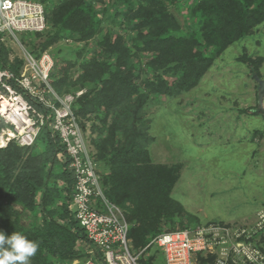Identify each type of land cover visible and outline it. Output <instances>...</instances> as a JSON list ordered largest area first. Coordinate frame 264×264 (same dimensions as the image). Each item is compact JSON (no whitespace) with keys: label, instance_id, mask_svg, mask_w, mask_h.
I'll use <instances>...</instances> for the list:
<instances>
[{"label":"trees","instance_id":"16d2710c","mask_svg":"<svg viewBox=\"0 0 264 264\" xmlns=\"http://www.w3.org/2000/svg\"><path fill=\"white\" fill-rule=\"evenodd\" d=\"M180 1L114 0L106 6L105 0H43L55 5L51 11L45 6L48 29L36 34L43 41L27 50L39 58L65 41L82 45L75 55L77 63L66 60L61 78L51 87L59 97L73 96L70 109L83 131L84 122H91V154L102 192L122 210L135 253L164 227L174 231L178 224L180 230H194L216 224L193 225L192 217H187L192 228L182 223L185 212L171 197L181 169L155 164L148 149L149 101L155 95L194 89L230 46L264 23V0H182L187 3L186 14L178 12L182 16L173 12ZM188 21L193 24L188 26ZM61 51L52 53L53 58ZM8 52L5 47L0 50V69L19 74L23 62L15 58L11 63ZM236 61L260 80L259 58L244 54ZM80 90L84 93L77 97ZM25 98L37 112L52 113L37 100ZM256 109L264 112V100L250 110ZM3 127L0 121V132ZM70 162L58 134L47 124L31 147L10 142L0 148V230L6 235L20 232L38 242L31 264H83L88 259L89 242L69 210L75 187ZM160 253L156 246L148 248L139 264L146 258L150 264L156 262ZM197 260L208 264L213 258L198 254Z\"/></svg>","mask_w":264,"mask_h":264},{"label":"rangeland","instance_id":"374dc122","mask_svg":"<svg viewBox=\"0 0 264 264\" xmlns=\"http://www.w3.org/2000/svg\"><path fill=\"white\" fill-rule=\"evenodd\" d=\"M30 1L42 3L48 11L55 6L49 2L45 5L43 0ZM113 1L105 0V5H112ZM186 4L181 0L180 8L174 7L173 12L186 14ZM2 37L12 58L22 57L24 49L43 41L34 33H16L20 46L9 35ZM81 46L65 41L56 45V50L53 47L47 51L56 65L51 82L61 78L66 60L77 63L75 55ZM58 49L62 51L54 59L52 53ZM244 54L260 59V80L236 61ZM76 70L71 69L72 79L77 77ZM262 100L264 23L250 37L230 46L191 91L152 96L145 109L148 149L155 164L177 165L181 169L171 197L182 206L185 215L181 221L185 225L191 227L187 217L193 218V225L200 226L211 222L254 225L260 221L259 215H264V112L250 110L260 106ZM241 110L250 111L241 113ZM84 124L83 135L93 150L90 141L95 134L91 122ZM167 228L163 232H172ZM176 230H180L178 224ZM256 240L263 248L264 232ZM144 260L150 264L147 258ZM152 264H165L162 252Z\"/></svg>","mask_w":264,"mask_h":264},{"label":"built area","instance_id":"2783aa9c","mask_svg":"<svg viewBox=\"0 0 264 264\" xmlns=\"http://www.w3.org/2000/svg\"><path fill=\"white\" fill-rule=\"evenodd\" d=\"M47 29L46 8L42 3L0 0V50L7 48L4 34L22 46L16 33L41 34ZM14 58L10 55L9 61L12 63ZM19 59L23 62L19 74L0 69V121L4 125L0 148L10 142L31 147L41 126L46 124L58 134L71 159L75 178L69 210L89 242L84 247L88 259L83 264H139V259L152 246L161 250L165 264H199L198 254L204 259L213 258L208 264H264V247L256 240L264 232V215H259L260 221L254 225L210 224L194 230L163 232L143 250L132 251L128 238L130 226L122 210L106 200L97 162L70 109L74 98L59 97L51 87L52 57L44 52L35 58L24 49ZM83 93L80 91L76 96ZM25 96L37 100L52 113L37 112ZM53 100L59 107H55Z\"/></svg>","mask_w":264,"mask_h":264},{"label":"clouds","instance_id":"9594fccd","mask_svg":"<svg viewBox=\"0 0 264 264\" xmlns=\"http://www.w3.org/2000/svg\"><path fill=\"white\" fill-rule=\"evenodd\" d=\"M38 249V242L29 240L22 233L6 235L0 230V264H31V257Z\"/></svg>","mask_w":264,"mask_h":264},{"label":"bare ground","instance_id":"6f19581e","mask_svg":"<svg viewBox=\"0 0 264 264\" xmlns=\"http://www.w3.org/2000/svg\"><path fill=\"white\" fill-rule=\"evenodd\" d=\"M5 107V106H4Z\"/></svg>","mask_w":264,"mask_h":264}]
</instances>
